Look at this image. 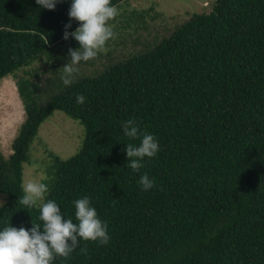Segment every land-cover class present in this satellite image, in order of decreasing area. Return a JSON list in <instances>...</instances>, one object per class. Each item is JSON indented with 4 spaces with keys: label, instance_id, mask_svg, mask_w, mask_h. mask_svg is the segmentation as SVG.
Instances as JSON below:
<instances>
[{
    "label": "trees",
    "instance_id": "1",
    "mask_svg": "<svg viewBox=\"0 0 264 264\" xmlns=\"http://www.w3.org/2000/svg\"><path fill=\"white\" fill-rule=\"evenodd\" d=\"M69 8L70 0L54 10L36 0H0V81L22 69L29 74L49 53L55 65L68 61L53 54L72 39H64ZM153 11H134L124 35L117 25L109 42L145 32ZM77 26L73 20L69 31ZM72 41L68 50L79 47ZM42 89L18 80L26 121L12 154L0 150V229L41 223L37 207L20 203L24 165L41 125L61 111L81 122L85 138L68 160L51 153L45 199L76 222L72 202L89 197L110 241L81 240L53 264H264V0H216L210 13L193 15L154 47L45 104L38 102ZM129 119L160 146L136 172L123 151L140 142L123 135ZM142 174L155 180L147 192Z\"/></svg>",
    "mask_w": 264,
    "mask_h": 264
},
{
    "label": "clouds",
    "instance_id": "2",
    "mask_svg": "<svg viewBox=\"0 0 264 264\" xmlns=\"http://www.w3.org/2000/svg\"><path fill=\"white\" fill-rule=\"evenodd\" d=\"M63 0H36L41 9L54 10ZM119 15V10L112 0H70L68 11L69 22L65 24L64 39L70 37L78 42L79 47L69 49V58L63 68L62 81L65 86L71 85L75 79L76 67L81 62L94 59L107 50V44L115 39L116 33L110 21ZM78 26L74 31L72 21ZM86 97L76 95V103L84 104ZM123 135L139 139L138 145L127 144L126 164L134 172L144 167L146 158L157 156L160 146L155 136L142 131L134 119L123 122ZM138 183L147 192L153 189L155 180L148 174H142ZM23 195L20 203L27 208L39 209L41 223H33L31 227L19 228L11 224L0 229V264H53L56 256L68 257L80 241H98L108 244L110 236L107 223L102 220L97 209L87 196L78 198L72 203L75 207L76 222L66 218L58 203L53 199H45L49 193L48 184L29 180L22 185Z\"/></svg>",
    "mask_w": 264,
    "mask_h": 264
},
{
    "label": "rangeland",
    "instance_id": "3",
    "mask_svg": "<svg viewBox=\"0 0 264 264\" xmlns=\"http://www.w3.org/2000/svg\"><path fill=\"white\" fill-rule=\"evenodd\" d=\"M215 2L216 0H127L121 3L117 6L119 15L116 17V22L114 20L109 22L113 30L117 25L118 28L123 27L124 20L130 19L134 11L142 12L152 8L154 11L151 12V17L156 13L160 15L155 20L149 17V27L145 32H139V35L129 30L128 33H133L134 36L132 40L122 43L111 41L107 45V50L98 54L96 58L75 66L77 71L73 83L101 75L111 65L127 61L140 54L147 45L154 47L164 37L171 35L178 27L191 20L193 15L210 13ZM124 28L120 29L121 34L124 33ZM72 39L59 45L61 48H55L53 55L56 57L69 55L68 46ZM72 42L75 40L73 39ZM76 45L79 46L78 42ZM49 54L42 56L40 60L28 67L29 74L26 75L22 69L16 75L0 81V150L6 158L12 154L14 142L19 136L21 126L26 121L25 107L18 92V80L23 77L41 84L43 92L40 91L41 96L38 98L40 104H45L49 98L60 94L67 87L62 81V67L67 61L64 60L55 65L49 62ZM68 62L71 63V61ZM34 73L37 78L33 76ZM84 138L85 129L80 121L61 111L54 112L52 117L41 125L33 141L29 162L24 165L23 184L29 180L41 182L46 180L51 153L63 160H68L79 152ZM5 202L6 196L0 194V209Z\"/></svg>",
    "mask_w": 264,
    "mask_h": 264
}]
</instances>
